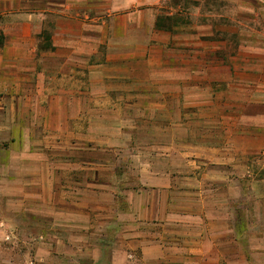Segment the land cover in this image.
I'll list each match as a JSON object with an SVG mask.
<instances>
[{"label":"crops","instance_id":"1","mask_svg":"<svg viewBox=\"0 0 264 264\" xmlns=\"http://www.w3.org/2000/svg\"><path fill=\"white\" fill-rule=\"evenodd\" d=\"M168 1L0 0V247L26 264H264V34L239 27L264 0L156 28ZM180 105L209 111L185 144Z\"/></svg>","mask_w":264,"mask_h":264},{"label":"rangeland","instance_id":"2","mask_svg":"<svg viewBox=\"0 0 264 264\" xmlns=\"http://www.w3.org/2000/svg\"><path fill=\"white\" fill-rule=\"evenodd\" d=\"M210 4V1L213 0H207ZM245 3H252L253 5H255V1L253 0H243ZM178 2L177 0H170L168 2H165L166 4H164V8L162 10H160V16H158L157 18V22H159L158 25H156V28L158 27H163V29H169L171 30V22H172V18H182L179 17L180 14L175 13L174 11V7L178 4L176 3ZM202 3V0L200 1ZM214 2V1H213ZM259 6L258 7H264V3L258 2ZM200 8V7H199ZM211 8H216V6L211 5ZM232 9L228 7L227 12H229ZM259 13L260 14H264V9L259 8ZM201 11L198 13L197 10L194 14V18H198V25H200L201 27L203 25H205V20H203L202 15H204V9H200ZM177 14V15H176ZM207 15V14H205ZM178 16V17H177ZM200 16V17H199ZM261 17V15H259ZM243 19L244 21H247L248 19V11H243ZM263 20L260 19V23L255 26V25H243V26H239L242 29L243 32V36L245 38V35H249L254 31H258V33L260 35L264 34V24H263ZM197 23V22H196ZM234 25H226V32L227 34L234 32L235 31V26L233 28ZM238 27V26H237ZM243 38V39H244ZM205 40L209 41L208 39H204L203 37L199 38V47H196V50L199 52V55L195 57V63L196 65H200L201 68L202 66H207L209 65V68L211 71L205 72V73H197L196 74V81H201V82H208L209 78L212 74V71L214 70H218V59L221 57L223 58V56L217 54H212L211 56L207 55L208 53L206 52V56L202 55V53H204L203 47L202 45L206 42ZM212 39L210 42H206V45H209V43H212ZM212 45V44H211ZM197 55V54H196ZM258 57H255V59H260ZM203 69H201L202 71ZM221 111V110H220ZM238 111V110H237ZM179 116H180V121H179V126H178V130H179V138H180V144H185V142L191 140V138L188 135V127L187 125H191L190 123L192 121H188V119L186 118H191L193 116L200 117L204 116L206 117L209 113V111L205 108L204 105H180L179 106ZM235 114V113H233ZM191 127H189L190 129ZM194 130H200L201 128H206V130H209L211 132H213V134L217 133L218 130V124L215 120L212 121H208L206 123H202L200 122V124H194ZM202 133V132H201ZM200 133V134H201ZM198 139H202L201 137H197ZM164 141H167L168 138H163ZM256 159H254V162H258L257 165V170L255 171V175L257 177V179H259V186L260 189L264 191V153L260 154L259 156L255 157ZM9 246V247H8ZM8 246H1L0 247V264H26V257H25V253L23 250L19 249V248H15L13 249L10 245Z\"/></svg>","mask_w":264,"mask_h":264},{"label":"trees","instance_id":"3","mask_svg":"<svg viewBox=\"0 0 264 264\" xmlns=\"http://www.w3.org/2000/svg\"><path fill=\"white\" fill-rule=\"evenodd\" d=\"M158 28H163V27H158ZM169 30V29H168ZM3 45V41H0V47Z\"/></svg>","mask_w":264,"mask_h":264}]
</instances>
